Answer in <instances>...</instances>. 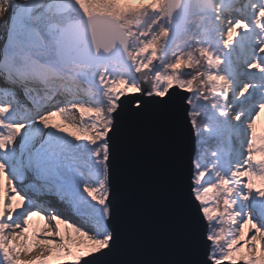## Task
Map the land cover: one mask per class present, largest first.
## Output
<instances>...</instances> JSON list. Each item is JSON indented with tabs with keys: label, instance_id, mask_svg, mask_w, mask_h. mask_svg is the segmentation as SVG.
Wrapping results in <instances>:
<instances>
[{
	"label": "snow or ice",
	"instance_id": "snow-or-ice-1",
	"mask_svg": "<svg viewBox=\"0 0 264 264\" xmlns=\"http://www.w3.org/2000/svg\"><path fill=\"white\" fill-rule=\"evenodd\" d=\"M157 111L187 264H264V0H0V264H116L119 133Z\"/></svg>",
	"mask_w": 264,
	"mask_h": 264
},
{
	"label": "water",
	"instance_id": "water-1",
	"mask_svg": "<svg viewBox=\"0 0 264 264\" xmlns=\"http://www.w3.org/2000/svg\"><path fill=\"white\" fill-rule=\"evenodd\" d=\"M187 132L168 111L125 121L119 133L116 264H187L195 258L181 189Z\"/></svg>",
	"mask_w": 264,
	"mask_h": 264
},
{
	"label": "rangeland",
	"instance_id": "rangeland-1",
	"mask_svg": "<svg viewBox=\"0 0 264 264\" xmlns=\"http://www.w3.org/2000/svg\"><path fill=\"white\" fill-rule=\"evenodd\" d=\"M262 125H264V114H262V118H261V120L260 121H258V127H260V126H262ZM54 206L55 207H57L64 215H66V216H70L71 217V219H76V217H74V216H71V213H70V211H68V210H66L65 208L63 209H61L58 205L56 206L55 204H54Z\"/></svg>",
	"mask_w": 264,
	"mask_h": 264
},
{
	"label": "bare ground",
	"instance_id": "bare-ground-1",
	"mask_svg": "<svg viewBox=\"0 0 264 264\" xmlns=\"http://www.w3.org/2000/svg\"><path fill=\"white\" fill-rule=\"evenodd\" d=\"M69 119H72V117H69ZM56 206L58 205L61 209L63 208H65L63 205H59V204H55ZM66 209V208H65ZM67 210V209H66Z\"/></svg>",
	"mask_w": 264,
	"mask_h": 264
}]
</instances>
